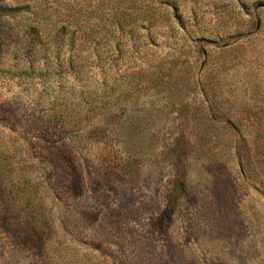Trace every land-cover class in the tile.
<instances>
[{"label": "rangeland", "instance_id": "rangeland-1", "mask_svg": "<svg viewBox=\"0 0 264 264\" xmlns=\"http://www.w3.org/2000/svg\"><path fill=\"white\" fill-rule=\"evenodd\" d=\"M118 1L0 0V264H264V0Z\"/></svg>", "mask_w": 264, "mask_h": 264}, {"label": "trees", "instance_id": "trees-1", "mask_svg": "<svg viewBox=\"0 0 264 264\" xmlns=\"http://www.w3.org/2000/svg\"><path fill=\"white\" fill-rule=\"evenodd\" d=\"M120 2L131 1L120 0ZM167 5H169L168 0H155L154 2L152 0H140V5L138 6L139 11H137V13L143 15V19H147V21H149L150 19L156 21L159 17L163 16L162 14L166 12ZM112 18L113 19H111L110 23L112 24L113 22H115V28H119L122 25L124 26L125 24H130L133 22L132 14L128 13V7L122 8L121 12H119L116 16H113ZM98 19H101L100 15L98 16ZM61 21L62 22H60L55 33L51 35L52 39L48 40L54 43L55 46L60 49L65 47L67 44L70 45L72 48H79L93 41L95 42V45H98L101 42L102 38H104L106 35L102 34L100 31L98 34H96L95 32L98 31L94 29L93 31H91L88 20H86L85 22L81 21V23L79 24V17L76 16V14H67ZM83 24L88 25L86 26V30L83 31L81 34L76 33L73 27L75 26L80 28ZM101 24H104L101 20L100 22H97V26H100V28ZM40 34V41L43 43L45 42V38L50 37V34L47 29H43ZM42 36L44 38L43 41Z\"/></svg>", "mask_w": 264, "mask_h": 264}]
</instances>
